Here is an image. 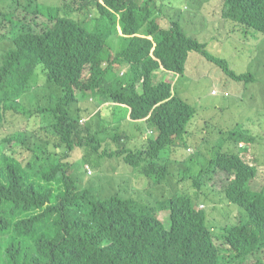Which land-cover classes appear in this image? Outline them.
I'll use <instances>...</instances> for the list:
<instances>
[{
	"label": "trees",
	"instance_id": "trees-1",
	"mask_svg": "<svg viewBox=\"0 0 264 264\" xmlns=\"http://www.w3.org/2000/svg\"><path fill=\"white\" fill-rule=\"evenodd\" d=\"M10 1L0 7V264H219L213 227L189 195L174 194L161 205L170 210L169 230L152 214L157 208L143 205L151 185L166 180L171 165H185L184 157L192 149L183 135L188 133L195 107L172 93L174 85L157 76L170 72L177 80L202 58L244 84L254 75L233 73L224 58L184 32L178 19L161 26L152 7L173 9L160 0H92L96 9L88 16L100 21L97 30H88L80 22L91 0H57L66 13L49 12L55 8L47 15L42 11L51 22L42 31L13 21L19 0ZM208 1H199L200 13ZM220 1V17L218 13L210 26L220 24L228 29L227 36L250 30L264 34V0ZM26 6L34 14L40 11L31 2ZM5 22L11 25L10 34L1 32ZM112 34L123 43L116 54L105 44ZM237 55L233 50V56ZM119 69L124 72H116ZM125 72L127 80L120 81ZM35 86L41 91L40 100L30 99L24 107ZM243 86L236 85V91ZM78 91H89L97 106L109 103L102 110L115 115L116 124L144 122L154 131L139 148L114 151L122 158L116 157L107 186L78 190L77 180L66 168L85 160L62 161L75 146L112 155L100 151L104 139L91 134L89 123L80 125L78 106L71 114ZM18 113L34 117L36 129H10ZM259 123L256 115V126ZM231 135H238L235 143L251 139L244 133ZM122 138L113 137L118 142ZM256 138L251 144L232 142L229 152L219 146L205 168L193 172L187 166L179 172V180L190 179L199 192L223 172L225 199L245 211L218 226L227 264H246L256 254L264 259V184L260 190L248 186L256 175H264V148L255 149ZM12 146L18 147L19 158ZM245 154L252 157L245 160ZM135 186L145 191L142 201L132 196ZM54 189L59 190L54 193Z\"/></svg>",
	"mask_w": 264,
	"mask_h": 264
},
{
	"label": "rangeland",
	"instance_id": "rangeland-1",
	"mask_svg": "<svg viewBox=\"0 0 264 264\" xmlns=\"http://www.w3.org/2000/svg\"><path fill=\"white\" fill-rule=\"evenodd\" d=\"M57 0H19L18 9L15 11L13 21L21 20L25 24H30L36 30H44L45 25L50 26L45 15L49 12L57 13L60 16L66 12L61 9ZM150 2L151 0H145ZM201 0H160L164 7L173 10L156 9L152 7L154 16L161 26H168L171 19H178L182 29L187 34L195 37L198 41L204 42L206 49L216 56L227 58V64L236 73H250L254 75L253 80L236 81L227 76L213 62L202 58V62L195 64L190 73L186 72L185 76H181L176 80V76L170 72L158 74L157 78L163 79L174 85L172 93L183 98L185 101L195 107V115L188 125V133L183 135V141L192 146L188 152L190 155L184 157L185 165L176 164L170 166V173L166 180L160 183L151 185V193L147 202L143 205H152L155 208H160L164 202L174 194H187L191 197L196 208L205 212L206 223L213 227L214 242L219 248L220 264H227L223 259L225 246L221 244L223 238L220 235L218 226L227 225L232 221V214H237L238 211L245 212L241 207L228 202L223 193L222 185L225 175L223 172H218L207 183V186L202 185L199 190L193 187L191 180H179V172L189 166L193 172H197L207 166L210 158L213 157L214 151L222 146L224 151H231L233 143L227 140L230 130L236 128L237 125L242 126L251 134L256 135L255 149L258 146L264 148V34L250 30L247 34L234 35L230 32V36L226 35L228 29L215 24L210 26L209 21L214 20L219 13L221 7L220 0H210L202 9L201 13L197 10V5ZM9 0V4H10ZM28 2L36 5L39 13L34 14L30 8L26 6ZM6 3V0H0V7ZM51 6V7H50ZM96 9L95 2L89 1L88 9L80 16L81 24L88 30H97L101 27L100 21L97 22L96 16L89 17V13ZM72 18L74 16L68 15ZM220 17V13H219ZM75 19V18H74ZM10 23L5 22L1 27V32L10 34ZM223 27V28H222ZM221 42H229L227 45H222ZM105 44L112 50L114 54L119 52L123 43L121 37L112 34L106 40ZM237 50L238 55L233 56V50ZM116 72L123 73V69ZM128 78L127 73L119 77L120 81L125 82ZM39 78L37 86L42 81ZM158 79V80H159ZM236 85H245V89L240 98L236 95ZM35 86L24 100V107H28L27 101L32 99L37 102L41 98V91L36 90ZM218 90L217 94H211V90ZM140 90V84L137 85ZM223 91L229 92V95H223ZM263 91L261 95L260 92ZM30 105V104H29ZM80 108L79 117L85 118V123H89L90 132L97 137H101L104 141L101 144L100 151L103 149L111 151L112 155H99L91 151L86 146H75L74 149L68 152V156L63 155L62 161L74 162L85 160V163L79 162L76 165L67 167V174L72 179L77 180L78 190H84L100 184L105 186L112 182L113 168L116 165V157L114 151L125 147L126 149L139 148L145 137L153 134L147 125L143 122H131L124 120L121 124H116L115 115H105L103 109L106 105L97 106L95 98L89 91L82 94L77 92V102L71 105V114H75L76 107ZM99 114V116H97ZM19 114L14 116L13 122L10 124V129H36L35 119L32 116H23ZM258 115L260 116V125L251 126L247 118ZM83 121V120H82ZM121 135L123 138L120 142L113 139L114 135ZM152 136V135H151ZM14 148L15 155L19 158L20 154L17 146ZM63 151L62 148L58 149ZM185 153L184 149H181ZM170 147L165 149L168 154ZM188 151V150H187ZM28 153L24 152V157ZM254 155V154H253ZM243 158L249 159L252 157L242 155ZM98 158V159H97ZM101 159H104L100 161ZM88 165L91 173H87L85 166ZM125 167H128L123 163ZM192 165V166H191ZM264 184V175H256L250 180L248 186L252 190H260ZM56 184L53 185L55 187ZM62 187V185H60ZM59 189H54V193ZM132 196L142 201L145 198V191L141 187H133ZM201 204L203 206H201ZM158 218L161 220L165 229L170 227L169 210L161 209L157 212ZM222 233V231H221ZM220 236V240H219ZM7 237L3 238V242L7 241ZM224 252V253H223ZM263 254H256L246 259V264H264Z\"/></svg>",
	"mask_w": 264,
	"mask_h": 264
},
{
	"label": "clouds",
	"instance_id": "clouds-1",
	"mask_svg": "<svg viewBox=\"0 0 264 264\" xmlns=\"http://www.w3.org/2000/svg\"><path fill=\"white\" fill-rule=\"evenodd\" d=\"M228 43H229V42H226L225 45H227ZM223 58H224V60H225V62H226V64H227V58H226L225 56H224ZM218 67H219V66H218ZM227 67H228V69L231 70L233 73L237 74L236 72H234V70H233L231 67L228 66V64H227ZM219 68H220V67H219ZM220 69L222 70V68H220ZM222 71H223V70H222ZM223 72H224V71H223ZM224 73H225L227 76H229L226 72H224ZM229 77L231 78V76H229ZM244 89H245V86L241 87L239 90L236 91L237 98H240V96H241V95L243 94V92H244ZM212 93H213V94H217V93H218V90L215 89V88H213ZM260 94L262 95V94H263V91H261ZM223 95L227 96V95H229V92H227V91H223ZM104 105L107 106V105H110V104H109V103H105ZM104 107H105V106H104ZM116 110H117V109H116ZM82 120H83V121H82ZM85 121H86L85 118H81V119H79V122H80V123H84ZM247 121L250 122V125H251V126H255V125H256V124H255V122H256V115L247 118ZM143 123H144V122H143ZM148 129H150V128H148ZM150 130H151V129H150ZM151 131H152V130H151ZM234 132H237V133H244L245 135H247V137H251V139H243V140H239L237 143H235L234 139H235V138H238V135H234V136L231 135V133H234ZM153 133H154V131H153ZM227 137H229V140H230L231 142H233V143H235V144L243 145V144H251V143H253V139L256 137V135L251 134L249 131H247V130H246L245 128H243L242 126L237 125L235 129L229 131ZM238 139H239V138H238ZM85 169H86L87 173H91V172H92L88 165L85 166ZM201 206H203V205L201 204ZM161 209H168V210H169V208H168L167 206H164V207L157 208V209H155V210L152 211V214H154L155 217H156L160 222H161V220L158 218L157 212L160 211ZM169 219H170V210H169ZM161 224H162V222H161ZM162 226H163V224H162ZM163 228H164V226H163ZM170 228H171V220H170V227H169V229H170ZM164 229H165V228H164ZM169 229H165V230H169ZM213 242H214V239H213ZM214 243H215V242H214ZM218 262H219V260H218ZM219 264H220V262H219Z\"/></svg>",
	"mask_w": 264,
	"mask_h": 264
},
{
	"label": "bare ground",
	"instance_id": "bare-ground-1",
	"mask_svg": "<svg viewBox=\"0 0 264 264\" xmlns=\"http://www.w3.org/2000/svg\"><path fill=\"white\" fill-rule=\"evenodd\" d=\"M136 91V90H135Z\"/></svg>",
	"mask_w": 264,
	"mask_h": 264
},
{
	"label": "crops",
	"instance_id": "crops-1",
	"mask_svg": "<svg viewBox=\"0 0 264 264\" xmlns=\"http://www.w3.org/2000/svg\"><path fill=\"white\" fill-rule=\"evenodd\" d=\"M226 44V43H225Z\"/></svg>",
	"mask_w": 264,
	"mask_h": 264
}]
</instances>
